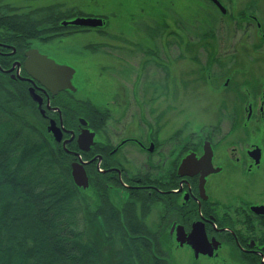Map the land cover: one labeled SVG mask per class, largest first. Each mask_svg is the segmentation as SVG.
Segmentation results:
<instances>
[{"label":"flooded vegetation","instance_id":"1","mask_svg":"<svg viewBox=\"0 0 264 264\" xmlns=\"http://www.w3.org/2000/svg\"><path fill=\"white\" fill-rule=\"evenodd\" d=\"M13 1L0 0V76L15 82L22 99L21 113L31 116L30 120L38 122L46 132L50 122L60 129L61 140L55 143L71 157L70 171L72 163H80L88 183L89 175H96L97 207L102 209L106 203L115 211L124 205L134 206L147 226L162 231L164 243L174 239L179 248L185 247L192 254L188 245L179 246L176 242L177 230L182 228L187 236L194 225L202 227L208 242L219 243L213 256L220 247L230 245L241 261L249 259L253 264H264V214L256 209L264 206L261 199L264 194V0H204L224 20L222 55L215 45H202L208 50L207 59L198 69L199 75L197 70L192 71L187 77L191 76L190 79L186 80L190 85L200 83L222 95L224 129L217 140L214 130L183 140L181 129H175L167 138L165 100L168 97L181 99L185 85L181 70L171 69L174 66L171 60L152 62L153 67L162 71L163 78L158 83L146 77L152 68L149 60L142 61L137 69L120 59L113 60V65L100 63L101 67L110 69L111 76L118 78L127 77L134 69L137 71L133 87H127L137 115L129 114L128 94L122 88L110 92L103 106L76 97L75 69L45 49L67 37L78 36L82 42L83 36L89 33L99 42L81 44L80 53L83 48L91 54L100 52L104 57H113L105 53L110 43L102 39L120 37L107 33L108 18L78 12L69 14L61 11L55 0L42 1V8L32 5L21 11ZM32 2L37 4L38 0H26V3ZM159 17L160 23L146 30L149 43L135 42V33L130 32L133 38L126 39V44L144 55H156V44H150L151 37L156 41V34L165 37L167 30L166 14L161 13ZM76 18L100 19L101 25H71L69 22ZM186 18L197 21L193 14ZM178 19L181 22L182 18L178 16ZM7 20L13 23L7 24ZM13 24L18 27H11ZM179 28L182 31V27ZM199 34L212 41L215 38L210 29ZM174 37L177 40L174 46L179 52L196 48L189 42L182 44V34L174 31ZM160 46L166 52L168 45ZM32 50L58 65L72 68L70 82L74 90L64 89L52 94L36 77L28 74L24 63ZM214 68H222V71L215 72ZM138 79L142 82L138 83ZM157 100L160 101L158 110L150 106ZM144 105L150 106L146 114ZM82 130L94 134L92 144H82L86 150L77 144ZM205 146L210 150L212 167L219 170L207 173L200 185L201 169L194 165L183 169L181 164L189 155L201 158ZM218 157H222L221 163ZM219 175L224 177V195L217 198L211 195L209 187ZM154 209L157 222L152 227L148 216Z\"/></svg>","mask_w":264,"mask_h":264},{"label":"trees","instance_id":"2","mask_svg":"<svg viewBox=\"0 0 264 264\" xmlns=\"http://www.w3.org/2000/svg\"><path fill=\"white\" fill-rule=\"evenodd\" d=\"M21 100L0 76V264H170L162 231L134 206L99 209L96 175L74 185L71 157L20 112Z\"/></svg>","mask_w":264,"mask_h":264},{"label":"rangeland","instance_id":"3","mask_svg":"<svg viewBox=\"0 0 264 264\" xmlns=\"http://www.w3.org/2000/svg\"><path fill=\"white\" fill-rule=\"evenodd\" d=\"M42 1L44 0H38V3L34 4L33 2L26 3V0H14L13 3L21 7V11H26L27 9L31 8L32 5L42 8L44 5ZM63 1L64 3H62L61 0H55V5H58L57 7L60 8L61 11H67V13L70 12L69 14L73 15L75 12H78L83 15L95 14L107 17V33L119 35L120 37L117 40L115 36L112 38L104 37L102 39L110 43L109 45L107 44L108 49H104V51L107 54L113 55V57H104L100 54V52H97V54H91V52H85L83 48L80 53L79 46L81 44L85 45L90 42L97 44V42H99L95 41L89 33L83 36L82 42H80L78 36L67 37L63 41H57V43L55 42L54 45L50 47V49H45L49 54L55 53V56L59 60L75 69L73 82L78 88L77 93L75 94L76 97L83 99L85 98L98 106H103L105 101L109 99V96H111L110 92L113 93L115 88H122L126 95L129 93L128 88L131 85L133 87L132 81L134 76L137 75V71L134 69L133 72L131 71L132 74H129L125 78L121 77V79L117 76L115 77L114 75L111 76L109 73L110 69L108 67H101L100 63L113 65L115 63L113 60L120 59L126 60L131 67H135L137 69V65H140L142 61L149 60L151 61L152 65V62L154 61H163L164 59H167L168 61L171 60L174 64L171 69L181 70L183 77H185L183 81L185 85H183V95L181 99L176 100L174 98L168 97L165 100V130L167 138L170 137L175 129H181L182 135L180 138L183 140H186L189 137L195 138L196 135H200L201 133L203 134L206 131L212 130H214L216 133L214 137L215 140L221 138L224 129V112L221 107L222 95L220 93L213 92L207 86H202L200 83L198 85H190V83H188L189 80H186L190 79L191 76L189 78L187 77L192 71L197 70V75H199L198 69L207 59L206 54L208 50H204L202 45L205 43L213 44L217 50H220L219 52L222 55V44L224 42V20H222L219 14L215 13L213 9L209 7L210 4H207L204 0ZM161 13L166 14L165 21L167 23V30L165 37L163 36L161 38L158 37V34H156V41H152L154 39L151 37L152 43L150 44H156V55H144L138 52L137 49H134L133 46L126 44V39L132 40L133 38L132 35L130 36V32L135 33V37L133 38L135 42L141 44L142 42L143 44L149 43L150 41L145 37L147 36L146 30L147 28H155V26L160 23L159 16ZM191 14L196 17L197 21L193 18H186V16L190 17ZM178 16L182 18L181 22H179ZM207 22L210 25L206 24ZM179 26L182 27V31L180 30ZM208 29H210L215 34L213 41L211 38H201L199 34L207 31ZM120 30L123 31L120 32ZM191 30H194V32ZM174 31L175 33L182 34V44L189 42L190 44L194 45L193 48H196L193 49V51H187L186 49H183L182 52H179L180 50L176 49L174 46V43L177 42L176 38L174 37ZM164 43L168 45L166 52H164L162 50V46H160ZM160 48L161 50H159ZM133 50L135 51L134 54L131 53ZM178 55H180V57H178ZM177 60L182 61V63H177ZM178 64H180V67L177 68L176 65L178 66ZM100 69L106 70V72L101 73V71H99ZM213 70L215 72H221L222 68H214ZM146 77H149L152 81L158 83L161 81V78H163L162 71L161 69L153 67L152 65L151 73L146 75ZM140 80H143V77H141ZM140 80L138 79L137 82L141 83L142 81ZM3 81L7 82V80L4 78ZM209 84H212V81H209ZM138 93V101L140 102V92ZM126 99L128 100L129 107L131 108L129 114L136 113L137 115L138 112L136 111L137 108L135 107L136 104L134 101L132 103L131 95L128 94ZM159 103L160 101L157 100L154 104H152L153 106H150L155 107L158 110L160 107L158 106L160 105ZM150 106L144 105L143 109H145V112H142L146 114V110ZM157 110L156 113H158ZM27 117L31 118V116L28 115ZM217 161L221 163L222 157H218ZM215 179V184L209 187V191L214 197H223L224 177L223 175H219L216 176ZM88 194L89 192H86L87 196ZM261 199H264V194ZM156 215L157 210L154 209L148 216V220L150 221V225L152 227L157 222ZM262 228L264 231V225ZM231 248L232 247L230 245H225L217 250L216 256L211 258L200 256L197 259H194L191 251L185 247L179 248L174 239H170L169 242L164 245V250L171 258L170 264H245L241 261V259H239L238 255L235 253V250Z\"/></svg>","mask_w":264,"mask_h":264},{"label":"water","instance_id":"4","mask_svg":"<svg viewBox=\"0 0 264 264\" xmlns=\"http://www.w3.org/2000/svg\"><path fill=\"white\" fill-rule=\"evenodd\" d=\"M69 23L71 25L83 27H96L101 25V20L95 18H76ZM24 68L28 74L36 77L52 94H56L58 91L64 89L74 90L70 82L74 72L73 69L68 66L56 64L53 60L47 58L45 55L39 54L36 50H32L28 53V59L24 63ZM47 131L54 141L59 142L61 140L62 133L53 122H50ZM93 136L94 134L88 130H82L77 138V144L80 149L86 150V147L82 144L86 146L92 144ZM64 144L65 142H63V145ZM191 165L197 166L198 170L201 169L202 175L200 176V185L207 173L219 170L212 167L211 153L210 150H207L206 146L201 158L195 159L193 155H189L184 158L181 167L186 169ZM70 176L75 186L82 189H86L89 186L88 177L80 163L71 164ZM256 209L262 211V214H264V206L256 207ZM185 236L183 229L180 228V230H177L176 242L179 246L183 244L188 245L193 252L194 259H197L199 256L213 257V251L216 250L219 245V243L214 240L208 242L204 229L196 225H194L191 232L186 237Z\"/></svg>","mask_w":264,"mask_h":264}]
</instances>
